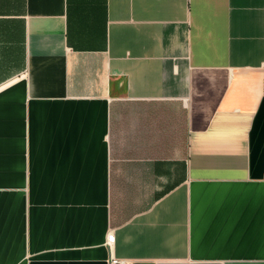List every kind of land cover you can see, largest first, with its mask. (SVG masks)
Returning <instances> with one entry per match:
<instances>
[{"label":"crops","instance_id":"0c3cea01","mask_svg":"<svg viewBox=\"0 0 264 264\" xmlns=\"http://www.w3.org/2000/svg\"><path fill=\"white\" fill-rule=\"evenodd\" d=\"M111 257L264 264V0H0V264Z\"/></svg>","mask_w":264,"mask_h":264},{"label":"built area","instance_id":"2783aa9c","mask_svg":"<svg viewBox=\"0 0 264 264\" xmlns=\"http://www.w3.org/2000/svg\"><path fill=\"white\" fill-rule=\"evenodd\" d=\"M114 241L113 233H109L106 237V244L110 245ZM109 264H127L124 260L118 259L116 257H111Z\"/></svg>","mask_w":264,"mask_h":264}]
</instances>
